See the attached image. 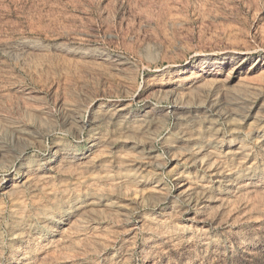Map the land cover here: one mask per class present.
Returning <instances> with one entry per match:
<instances>
[{
	"label": "rangeland",
	"instance_id": "1",
	"mask_svg": "<svg viewBox=\"0 0 264 264\" xmlns=\"http://www.w3.org/2000/svg\"><path fill=\"white\" fill-rule=\"evenodd\" d=\"M0 264H264V0H0Z\"/></svg>",
	"mask_w": 264,
	"mask_h": 264
},
{
	"label": "bare ground",
	"instance_id": "2",
	"mask_svg": "<svg viewBox=\"0 0 264 264\" xmlns=\"http://www.w3.org/2000/svg\"><path fill=\"white\" fill-rule=\"evenodd\" d=\"M224 64V61H222L221 60V58H217L215 61H214V64H213V66H221V65H223Z\"/></svg>",
	"mask_w": 264,
	"mask_h": 264
}]
</instances>
